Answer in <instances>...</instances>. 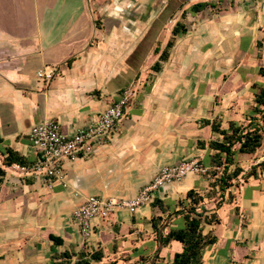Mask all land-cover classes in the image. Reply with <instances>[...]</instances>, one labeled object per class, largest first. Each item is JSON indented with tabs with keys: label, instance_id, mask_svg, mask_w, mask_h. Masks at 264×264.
Wrapping results in <instances>:
<instances>
[{
	"label": "crops",
	"instance_id": "crops-1",
	"mask_svg": "<svg viewBox=\"0 0 264 264\" xmlns=\"http://www.w3.org/2000/svg\"><path fill=\"white\" fill-rule=\"evenodd\" d=\"M232 3L228 13L194 15L196 3L188 0H0V152L12 148L34 161L28 140L32 127L53 119L74 133L89 126L122 92L134 91L111 136L90 155L65 162L67 187L6 169L0 185V264H53L57 254L82 250L104 252L103 261L92 264H173L175 243L157 258L161 244L150 224L157 213L152 202L160 199L168 209L161 215L165 235L180 222L181 216L169 213L181 209L179 202L188 191L206 197L215 180L207 173L166 185L135 213L120 209L97 220L88 240L70 216L91 195L131 199L166 166L191 158L206 162L213 152L200 149L198 142L220 136L203 120H217L222 128L229 121L248 123L252 86L261 80L258 70L264 66V52L257 48L264 37V0ZM162 16L168 20L161 21ZM159 21L163 25L156 28ZM177 22L188 33L176 39L162 70L152 71L155 63L145 67L150 53L158 61L155 50L165 49ZM151 35L147 54L142 48ZM51 69L52 80L39 78V72ZM130 72L133 83L109 94L112 83ZM263 160L264 148L238 156L246 172ZM2 161L0 153V166ZM259 176L240 177L237 183L243 184L233 186L224 199L205 198L203 209L216 213L221 224L203 225L204 235L218 237L203 251V264H264V233H253L257 228L252 221L264 220V174ZM229 192L233 203H228ZM50 233L64 244L54 245Z\"/></svg>",
	"mask_w": 264,
	"mask_h": 264
},
{
	"label": "trees",
	"instance_id": "trees-1",
	"mask_svg": "<svg viewBox=\"0 0 264 264\" xmlns=\"http://www.w3.org/2000/svg\"><path fill=\"white\" fill-rule=\"evenodd\" d=\"M234 0L222 5L208 3H196L191 7L194 15L202 11L210 10L213 13H228L233 11ZM231 6V7H230ZM188 33V28L184 23L177 22L172 30V36L164 50L156 48L159 54L158 61L151 67V70L159 73L163 68V63L170 58L171 50L175 46L176 39ZM259 51H264V37L257 42ZM73 60H70V65ZM261 80L252 86L254 94V106L245 114L248 123L240 124L237 121H229L227 128H222V123L214 120H203L204 126L211 127L212 131L220 136L217 140L208 143L199 141L200 149L208 148L213 152L205 161L200 160L205 167H210L208 175L214 182L210 183L211 189L205 196L200 195L195 189L187 193V198L179 202L181 209L169 213V216H181L180 222L175 227H170L167 234L161 232L164 223L162 214L168 209L162 200L155 198L152 207L157 209V213L151 218L150 224L157 234V240L161 244L157 258L164 248L171 243L177 244L172 250L171 257L173 264H203V251L218 242V237L213 234H203V225H219L221 220L216 213L209 214L210 211L203 209L205 198L213 199L221 197L233 186H236L240 177L247 181L249 178L259 179L260 174H264V160L253 165L246 172L238 161V156H251L264 148V66L258 70ZM4 144V139L0 135V147ZM3 156L2 166H0V185L3 183L7 172L14 164L21 166L30 165L33 161L26 158L12 148H5L0 152ZM234 195L229 192L228 203H233ZM223 205V200L219 201L216 207L219 209ZM200 210V211H199ZM168 227V224L166 225ZM48 239L56 246L64 244L63 238L50 233ZM177 248V249H176ZM105 254L102 250L89 252L82 250L79 253L65 251L52 257L53 264H92V262H102ZM111 264H117L112 262Z\"/></svg>",
	"mask_w": 264,
	"mask_h": 264
},
{
	"label": "built area",
	"instance_id": "built-area-1",
	"mask_svg": "<svg viewBox=\"0 0 264 264\" xmlns=\"http://www.w3.org/2000/svg\"><path fill=\"white\" fill-rule=\"evenodd\" d=\"M202 3L223 0H200ZM55 70L39 72V78L50 81ZM134 95L133 90H125L105 112L100 114L89 126L74 133L64 131L62 125L53 119L44 120L32 127L28 140L35 153V160L27 166L14 164L13 169L26 177L43 180L54 184L60 182L67 187L64 180L65 162H74L94 152L95 146L108 139L116 130L118 123L125 117L128 105ZM207 169L199 160H184L160 170L154 180L144 186L140 193L131 199L105 198L99 195L89 196L85 203L73 213L74 223L81 236L88 240L94 233L97 220H107L120 209L135 213L143 205L154 200V194L173 182H180L191 174L204 175Z\"/></svg>",
	"mask_w": 264,
	"mask_h": 264
},
{
	"label": "rangeland",
	"instance_id": "rangeland-1",
	"mask_svg": "<svg viewBox=\"0 0 264 264\" xmlns=\"http://www.w3.org/2000/svg\"><path fill=\"white\" fill-rule=\"evenodd\" d=\"M231 2V0H223V1H220V2H212V3H208V4H213V5H222V2L223 3H226V2ZM188 2H190V3H197V2H199L198 0H188ZM207 3V2H206ZM170 11H172L173 9H169ZM210 13H212V14H216V13H213V11H209L208 10V13H207V15L208 14H210ZM162 20H168V16H162V19H161V21ZM161 21H159L158 23H157V25H156V28L158 27V26H162L163 25V22H161ZM157 33V31L154 33V35H155V37H158V33ZM263 37H261L260 39H262ZM153 39L154 38H152V35L146 40V44L143 46V48H142V51L144 52V53H146L147 52V54H148V52H149V43L150 42H152L153 41ZM160 41H162V43L163 42H165V37H164V35L162 36V37H160ZM261 52H264V51H261ZM146 54V55H147ZM264 54V53H263ZM259 57H261V55L259 54L258 55ZM155 58H154V54H148L147 56H146V63H145V67H147V68H149L150 66H152L154 63H155ZM195 63L197 62V61H194ZM200 62V61H199ZM252 69H255V68H252L251 67V69L250 70H252ZM209 72H211V71H209ZM255 71H251V73H254ZM142 75H146V73L145 72H143L142 73ZM253 75V74H252ZM215 76H216V73H215ZM133 81H134V77H133V74H132V72H130V74L129 75H125V76H122V77H120L118 80H116V81H114L113 83H112V86L110 87V90H109V94H114V92H116L118 89H121V88H123V87H126V86H129L131 83H133ZM109 89V88H108ZM197 158H191V159H187V160H189V161H192V160H196ZM184 161V160H183ZM182 162V161H181ZM180 163V162H179ZM200 164L203 166V167H205L204 166V164L200 161ZM175 165V164H174ZM172 166V165H171ZM210 170H208L207 171V174L206 175H208V172H209ZM195 178H197L196 176H195ZM241 184H243V183H237L236 184V186H239V185H241ZM36 185H40V182H37V184ZM94 194H96V193H94ZM104 197V196H103ZM217 200H219V197L217 198ZM211 203H215V205H216V201H214V202H211ZM81 207V205L78 207V208H76V209H74L73 210V213L76 211V210H78L79 208ZM259 217H261V216H259ZM73 218L70 216V221L73 223ZM253 223L256 225V228H257V231H253V233L254 232H256L257 233V236H259V235H262V233H264V220H263V218H254L253 217ZM260 238V237H259Z\"/></svg>",
	"mask_w": 264,
	"mask_h": 264
}]
</instances>
